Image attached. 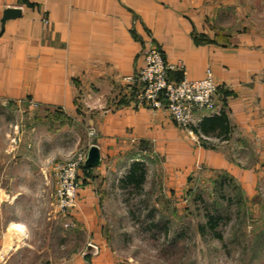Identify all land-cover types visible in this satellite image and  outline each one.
I'll use <instances>...</instances> for the list:
<instances>
[{
  "label": "crops",
  "instance_id": "crops-1",
  "mask_svg": "<svg viewBox=\"0 0 264 264\" xmlns=\"http://www.w3.org/2000/svg\"><path fill=\"white\" fill-rule=\"evenodd\" d=\"M208 1L0 0V142L22 110L35 112L27 114L31 133L23 135L32 158L70 140L78 146L74 136L81 129L94 165L80 169L79 202L92 210L98 200L90 177L102 181L132 155L156 153L181 169L200 163L228 174L249 194L264 188V36L247 33L236 43L217 36ZM147 45L183 64L185 72L171 71V81L200 80L210 69L223 116L199 112L183 128L167 111L137 103L140 85L123 78L138 74ZM91 209L82 211V224L98 238L100 222ZM89 255L79 252L62 264H90Z\"/></svg>",
  "mask_w": 264,
  "mask_h": 264
},
{
  "label": "rangeland",
  "instance_id": "rangeland-1",
  "mask_svg": "<svg viewBox=\"0 0 264 264\" xmlns=\"http://www.w3.org/2000/svg\"><path fill=\"white\" fill-rule=\"evenodd\" d=\"M208 2L213 11L209 24L217 36L225 35L233 43L247 33L264 36V0ZM20 114L8 126L6 142H0V264H62L79 252L90 253V264L92 257L93 264H264V188L249 194L233 180L231 186L219 190L217 181L223 172L200 163L198 168L181 169L156 153L127 157L113 165L102 181L88 173L98 200L94 210L89 208L100 222L101 236L96 238L82 224V211L89 209L79 202V172L88 161L81 129L77 127L74 136L78 146L70 140L32 158L23 145V135L31 133L30 116L35 112L29 109ZM38 114L42 117L44 111ZM54 114L57 118L65 115ZM39 126L40 132L46 131V122ZM90 135L94 136L92 129ZM79 157L83 159L74 181L78 204L66 209L57 201L63 183L61 168ZM133 163H143L147 175L143 191L129 197L121 181ZM16 179L24 189L17 190ZM140 201L141 214L134 206L138 217L134 219L130 207ZM151 209L154 217L148 218ZM206 211L230 218L218 228L222 239L199 231L206 223ZM153 221L166 222L168 233L161 227L150 228Z\"/></svg>",
  "mask_w": 264,
  "mask_h": 264
},
{
  "label": "built area",
  "instance_id": "built-area-1",
  "mask_svg": "<svg viewBox=\"0 0 264 264\" xmlns=\"http://www.w3.org/2000/svg\"><path fill=\"white\" fill-rule=\"evenodd\" d=\"M143 62L136 76L123 78L128 85H140L135 94L137 103H146L154 110L167 111L174 122L183 128L193 125L196 113H220L221 107L216 100L218 85L210 69L200 80L184 78L178 82L171 81L169 73L177 70L185 72V67L181 63L168 62L163 51L152 45L145 47ZM82 159L79 157L78 161L61 168L63 183L57 195L60 207L65 205L66 209H72L78 204L74 181Z\"/></svg>",
  "mask_w": 264,
  "mask_h": 264
},
{
  "label": "trees",
  "instance_id": "trees-1",
  "mask_svg": "<svg viewBox=\"0 0 264 264\" xmlns=\"http://www.w3.org/2000/svg\"><path fill=\"white\" fill-rule=\"evenodd\" d=\"M223 116L221 113L219 116ZM218 116V115H216ZM207 121V120H206ZM84 169V168H83ZM85 172L88 170L85 168ZM146 167L143 163H133L128 167L127 175L122 179L121 181V188L124 191H128L127 194L129 197H132L135 194H140L143 191V185L146 181ZM234 179H232L228 174L223 173V175L218 179L217 185L219 187V190H223L227 185L231 186V182ZM222 192V191H221ZM199 199V197H198ZM129 201V199H128ZM127 201V202H128ZM202 201V200H200ZM203 202V201H202ZM143 201L136 203L135 205H131L130 207V213L132 214V217L134 219H138L136 209L138 208L139 214H141V206ZM134 206L136 209H134ZM137 211V212H138ZM153 210L151 209L148 211V218H153ZM230 218L226 217L223 214L220 213H211L210 211H206V223L201 224L199 226V231L203 234H206L207 232L210 233L213 237H216L217 239H222V234L220 231H218L219 226L227 221H229ZM149 227L151 228H160L161 230H164L166 233H168L167 223L165 222L164 225H159L158 223H155L154 221L149 224Z\"/></svg>",
  "mask_w": 264,
  "mask_h": 264
},
{
  "label": "water",
  "instance_id": "water-1",
  "mask_svg": "<svg viewBox=\"0 0 264 264\" xmlns=\"http://www.w3.org/2000/svg\"><path fill=\"white\" fill-rule=\"evenodd\" d=\"M96 149V147H93V149ZM94 152H92L91 153V155H89V159H88V161H87V166H93L94 165V161H92V154H93Z\"/></svg>",
  "mask_w": 264,
  "mask_h": 264
},
{
  "label": "bare ground",
  "instance_id": "bare-ground-1",
  "mask_svg": "<svg viewBox=\"0 0 264 264\" xmlns=\"http://www.w3.org/2000/svg\"><path fill=\"white\" fill-rule=\"evenodd\" d=\"M13 228H16V227H13ZM14 235V234H13ZM9 247V246H8Z\"/></svg>",
  "mask_w": 264,
  "mask_h": 264
}]
</instances>
